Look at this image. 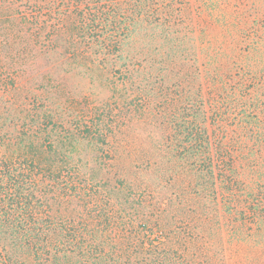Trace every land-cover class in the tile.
I'll list each match as a JSON object with an SVG mask.
<instances>
[{
  "label": "trees",
  "instance_id": "obj_1",
  "mask_svg": "<svg viewBox=\"0 0 264 264\" xmlns=\"http://www.w3.org/2000/svg\"><path fill=\"white\" fill-rule=\"evenodd\" d=\"M0 264H264V0H0Z\"/></svg>",
  "mask_w": 264,
  "mask_h": 264
}]
</instances>
